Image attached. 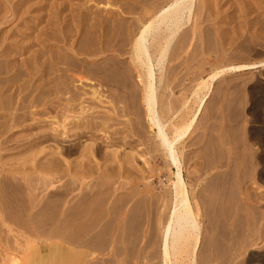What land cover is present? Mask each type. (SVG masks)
Instances as JSON below:
<instances>
[{"label": "bare ground", "instance_id": "bare-ground-1", "mask_svg": "<svg viewBox=\"0 0 264 264\" xmlns=\"http://www.w3.org/2000/svg\"><path fill=\"white\" fill-rule=\"evenodd\" d=\"M2 1H3L5 6H7V3L12 4L11 3L12 0H2ZM2 1H0V3ZM31 1L32 0H19L18 5L13 6V18L15 17L17 21L19 20L23 24L24 17H25L24 15L31 14V12L34 9L37 12H40L41 10L46 8L45 5L44 6L42 5L44 3V2H42V0L37 1V3H35L36 1L35 2L33 1L34 3L30 4ZM47 1H49V0H47ZM51 1H53V0H51ZM70 1L71 0H67L66 2H63V3H61V1L57 2V3H61L60 4L61 5L60 6V13L63 14V12L67 8L69 10L68 12L70 13L68 15L66 14L67 16H69L70 19L68 17H65V18L62 17L61 18V20L64 18V21H63V23L61 22L62 24H59L58 28H56V26L58 24L56 26H54L55 28H53V27L49 28L48 27L49 24L47 23L48 24L47 25L44 23L45 26L46 25L47 26L44 28L42 26V28H41L42 30L39 31L37 28H38V26L42 25V23L44 21V17H45L44 15L39 13L40 15L39 14L35 15L36 21H34V22L32 21L31 24L30 23L25 24V28L24 29L22 28L23 30L21 29L22 31L19 32V35H18V33L15 34V35H17L16 39L11 41L10 43H7L8 42L7 39H1L0 40V58L2 59V61H0V64H2L1 62L6 63V69L3 70V72L7 70L6 74H8V75L11 74L12 76L14 75L13 77L7 75L8 79H7V77H5L7 79L5 82H9V83L10 82H32L33 83L34 81L36 82L37 80H39L40 77H42L39 82H42L41 84L44 83L41 86L37 85V87H34L35 85L29 86L30 90L32 89V91H35L36 93H37V91H39L36 94V96L34 94L33 98L30 96L31 101H28V98H29L28 93L30 91V90H28V86H25L24 88H23V86H21L19 93L16 90L11 91V89L8 86V83L5 84L7 86L0 88V110H3V112L6 113L5 115L0 113V115L5 116V119H6L7 115L10 116V117L7 116V118H9L8 121L6 120V122H4L2 126L0 125V128H4V129H2V131L5 130L6 132L9 133L11 130V127L13 126L12 124H15V122H16L15 118H17L20 115L29 114L31 111L27 112L29 110L28 108L33 107L34 105L40 104L41 102H43L42 97L45 94L48 95V97H49L48 92H50V91H55V95H58L60 93L68 95L67 101L65 100L66 102L64 101V103H63V104H65V103L66 104L64 105L65 107L62 110H64V113L65 112L68 114L71 113V115L68 116V114H67V116H65L64 119L67 122H64V121H63L64 123L60 122V123H63L61 125V127L63 129H61V127H59L61 129V130H59L58 127L56 126V128L53 129V132L51 133V135L45 133L44 138L41 136L44 141H51V142L57 143L59 140H62L64 138H70V139L76 138V139H78V141L79 140L81 141L82 139L84 140V138L92 140V138H94L95 135L97 136V133L99 134V133H102L104 131L111 130L113 128L112 132H111L112 137L110 138V140H111L110 147H112V150L111 149H110V151L106 150V148L109 146L110 143L109 144L106 143L107 146L104 144L102 145V143L104 142L102 139H100L102 141L101 144H98V142H95L97 144L94 143V145H96V146H93L92 142H89V143H91L89 145V147L86 146L87 144H84L85 146L82 145V150H80L78 153L82 156L81 157L82 163L79 165H76V167L73 166L76 164V162L73 164L70 163L71 165L68 167L67 166L64 167L63 166L64 164H62L60 161L61 159H59L60 156L58 157L57 153H56L57 156H55L54 155L55 153L52 150H51V153H49V154H46L45 150H44L43 151L44 156H42V159L45 161L39 162V160H37V156L39 154H41L42 151H39L38 155L36 153H33V151L35 150V147L31 148V152L24 159L25 164L23 165L22 171L26 169L25 167H27L26 165H28L30 160L32 161L30 163L31 164L30 172L27 174H24L21 172V174L23 175V177L21 176V179L23 180V178H25L23 180L24 182H28V183L32 182V181H28V179L30 180L33 178L35 181V184L37 182L38 184H36V185H39L42 187L40 189H48V187L50 185L52 187L53 184L60 182V181L62 182L64 180L65 183H67V185H69L67 187V188H69V189H67L68 191H70V188H71V192H74L76 187L78 188L80 185H81V187L85 188V189L82 188L84 192L86 191V188L89 189V191H91L90 194H85L86 197L88 195L92 197L91 198L88 196L90 198L89 201H91V204L89 203V201L86 198L85 199L88 201V203H86L87 201L85 202V200L83 202H80L83 200V199H81V197L85 196L84 192H83V195L80 196V194L82 193V190L80 189V191H81V193L79 194L80 198L77 196L78 194L76 195V200L80 199L78 202L75 200L76 203L72 205V203H71L72 201H69L70 205L68 202L67 206L65 205L66 207H63L62 210L59 209L60 207L56 208L57 212H59V215H57V217L54 219V221L52 220V223L54 222L56 224L55 221H60V224H59L60 226H64V225H61L62 223L66 224L64 230H68V229L72 230L73 229V231H70L71 233H70V235H68V237L71 236L70 239L72 242H74L73 243L74 249H72V248L67 249L65 247H62V248L60 247L59 250L62 251L63 257L65 256L67 258L74 259L75 264H86L87 262L89 263V261L92 263L96 259L95 258L96 255H98V253H97L94 256V252H92V251L102 250L100 254H104L105 249L102 247L107 246V245H108L107 247H109V244L111 243L110 240L115 241L117 239V237L119 236L118 238H119L120 243H118V240H117L116 244H114L112 242V245H110V247L108 249H110L111 246H113V244H114V246L115 245L117 246V244L120 245L121 243L125 244V243H130V242L133 245H135V247H136V244L138 243V241L141 240L140 235H144L148 232L150 234V235H148V237H151V239L153 240L152 242L153 243L156 242L158 244V250L159 251L157 250L154 253L151 250L150 251L152 253L150 251H148L149 253H151L153 258L157 257L159 259L158 261L160 263H158V264H212L214 261L213 259L210 260V258H208V260H210V261H207L208 263L202 262V260L205 258L200 260V257H204V253L207 250L206 247L211 246L210 244L206 246L205 245V244H207L206 241H208V239L210 237H211L212 241L214 242L218 238L220 239L221 236H223V237L226 236V235L225 236L222 235V233H220L221 232L220 230H219L220 232H218L219 235L216 234V231H218V229L216 228V226H217L216 224H218L220 219L223 218V216H221L222 214L219 215L220 211H221L220 207H222L223 202L221 201V198H220L221 195H220L217 187L215 186V184L212 182L211 183L209 182L211 180L214 182V180H213L214 178L213 179L211 178L210 180L208 179V182L206 181L207 183H210L207 186H205L206 182L203 183L206 179L207 171L209 172V167H212L214 170L215 166H209L213 163V161H212L213 159H211V161H212V162H210L211 164H209V161H208V163H206L207 165L209 164L208 165L209 167H206L207 165L202 166L204 164H198L199 167H198L196 173H200V175H203L202 177L201 176L199 177V175L197 174V177L193 179L192 177H190V176H192V173H190L188 171H187L188 174L186 176L185 174L187 172L185 173V163H184L183 153L181 151V147L186 142V140H188L189 136H191V133L195 127V124L198 121L199 116L203 112L204 107L207 105L209 96L211 95L212 90H213V88H211L213 85V82H216L219 78H221L222 76H225L227 74H234V73L244 72V71L253 70V69H257V68H264V60L256 62V61H254L255 59L253 58V62H252L249 59L250 58L249 54H252V53L255 54V50L251 47L252 44L255 45L254 40H253V43L250 42V43H252L251 46H250V44L247 43L250 46V48H248V49L246 48L247 50H244V51L241 49L239 50V53H240V51L246 52L245 55H248L249 57L248 56L246 57L245 55H244L245 57H242V55H240V54L239 55L241 57H239L237 51H235L234 49H238V48H235V46L237 47L239 45V43H237L238 45L236 44V42L239 41L238 39L241 38L239 35L240 34L242 35V33L246 34V32L245 31L242 32V29L239 28V26L237 28L232 27L231 32L227 31L228 27H226V29H227L226 31L224 30L225 26L223 27V25L226 24L225 22L227 19L224 20L222 16H224V18H225V16L228 17V14L230 13L229 11H231L232 9L235 10L236 9L235 7L238 5H242L243 8L246 7L247 8L246 10L248 11L249 10L248 7H250L251 4H253V3H251L250 0H224L225 2H222L221 0H107V5H105V10L107 13L105 16L102 15L103 17H100L98 19L99 20L98 21L97 20L98 17L97 18L96 17H94V18L90 17L91 14L93 13L92 7H94L92 5L93 4L92 2H91L92 3L91 4L89 1L91 6H86V7L85 6L82 7L79 3V5H75V7L78 6L75 9L74 4L79 2V0H77V2H75L74 4H72ZM84 1L86 2V0H84ZM84 1H82L83 2L82 5H84V3H85ZM220 1L223 3L222 5L220 4ZM95 2H96V0H95ZM97 2H99V1H97ZM103 2H106V0ZM47 4H49V2ZM226 4H227V6L228 5L229 6L227 7ZM255 4H257V3H255ZM57 5L58 4H56L55 6H57ZM224 5H225V9H224ZM47 6L49 7V5H47ZM252 6L254 8V5H252ZM80 7H81V9H80ZM53 9H54V7H53ZM53 9H51V11ZM57 9H58V7H57ZM79 9H80V11H78ZM94 9H95V7H94ZM96 9H97V7H96ZM2 11H4V10H2ZM5 11H6V9H5ZM259 11H261V10L258 9V12ZM68 12H65V13H68ZM252 12H253V10H252ZM255 12H257V10H255ZM0 13H1V11H0ZM7 13H8V11H7ZM34 13H35V11H34ZM60 13H59V15H60ZM97 13H98V11H97ZM1 14H0V32H2L3 29L5 28L2 26L6 25L8 23L14 24V22H11L12 20L10 21L8 19L10 14L9 15L7 14L8 17L6 16V14H4V15H1ZM48 14H49V12H47V15ZM250 14H251V12H250ZM250 14H248V15H250ZM254 15H255V13H254ZM241 16H242V14H241ZM256 16L258 18L259 14L257 13ZM263 16H264V13H263ZM51 17H53V16L51 15ZM51 17L49 18L50 20L52 19ZM221 17L225 21L224 24L217 22L218 19H221ZM67 18L70 20L69 24H68L69 20ZM233 18H234V15H233ZM236 18L237 17H235V19ZM47 19L48 18L46 17V20ZM235 19H234V22L237 21ZM254 19L256 20V17ZM13 20H15V19H13ZM29 20L31 21V18ZM53 20H55V19L53 18ZM255 20L254 21H253V19L251 20V25H249V27H251V26L253 27V25H258V24H256V23H258L256 21H259V19H257L256 21ZM232 21H233V19H232ZM241 21L244 22V20H242V19H241ZM260 21H261L260 25H263V21L262 20H260ZM234 22H232V23H234ZM253 22L254 23L256 22V23L254 24ZM21 23L19 26H21ZM229 23L232 25L231 22H228V24ZM228 24H226V25L228 26ZM242 24H244V23H242ZM231 25H229V26L231 27ZM236 26H237V24H236ZM16 27H18V26H16ZM23 27H24V25H23ZM243 27H244V25H243ZM39 29H40V27H39ZM98 29H100V31H101L100 34H97ZM250 29H249V32H250ZM253 29L254 28L251 29V32ZM261 29H262V27H261ZM261 29H259L261 32L257 31L258 34H261V35L259 37L255 38V42L256 41L258 42L257 38H259V40L261 39L260 37L262 36V34L264 32ZM48 30H50V31L48 32ZM255 30H253V31H255ZM43 31H46L47 35H48V33H49V35H51L53 33L61 35L62 41L66 42V43H63V44H65L66 47H64L62 44L61 45L63 47H61V45L59 44L60 45L59 47H61V48L58 47V44L56 46H53L51 44L52 41L50 43L48 42L49 39H51V38H49V36H48V38H49L48 41L46 39L47 38L46 35H45L46 38L42 39V37L45 34ZM35 32H37L38 35H35ZM249 32H247V33H249ZM257 32H252L251 33L252 37L255 35H258ZM41 33H43L42 37H41ZM250 33L248 36H250ZM80 34H82V37H84V39L82 40V38L80 36L82 43H81V41L80 42L78 41L80 39H77V40L74 39ZM54 36L56 37V35H54ZM245 36H247V35H244L243 39H245ZM247 38H249V37H247ZM243 39H240V40H243ZM59 40H60V38L58 39V41ZM263 40L261 42H263ZM62 41H60V43H62ZM247 41L248 40L245 39V42H247ZM54 42H56V41H54ZM243 42L244 41H242V43ZM245 42H244V44H242V45H244L243 49H245V45H246ZM79 43H80V47H79ZM42 44H46V45L41 46ZM35 45L41 46L39 48L40 49L39 51H35L33 49V47ZM242 45H241V47H242ZM258 45L259 44H257L256 46H258ZM260 45L264 46V44H260ZM190 47H192L191 53H192V51H194V53H195L194 59H191L190 57H189L190 58L189 59L187 56H186L187 58H185L183 60L178 58V55L180 52H185V54H186V50L189 51L188 48H190ZM233 47H234V49H233ZM241 47H239V48H241ZM48 48L50 50H52L53 52H51ZM31 49L34 50V51L32 50L34 53L31 52ZM45 49L49 50L48 54L45 51ZM232 50H234L236 52V54L234 53L236 56L232 55V57H230V58L227 57V58L221 59V56H222L221 55L218 62H215V60H214V63H212L213 61L209 62V60L206 59L207 56H205V59L203 58L204 56L202 57V59H198L201 56L200 53H202V55L211 54V56L214 54V55L219 57V55L221 53H224V55H228V53L231 52ZM49 52H50V54H49ZM27 53H30L29 58L22 60V62L20 64L18 63L19 65H16V64L13 65L12 64V62L14 61L13 59H17L16 56L18 54L24 55ZM191 53H190V55H191ZM13 54H15V55H13ZM230 54H233V53H230ZM196 55L197 56L200 55V56L196 57ZM260 56H262V55H260ZM181 57H182V55H181ZM184 57H185V55H184ZM41 58L42 59L46 58L45 61L44 60L42 61L43 64H42V62L40 64H37L39 66L41 64H42V66L44 65V68L41 69V73H43V76L40 75V77H37L38 78L37 79L35 76L33 77L34 74L31 72V73L27 74L28 76H26L24 74L27 77V79L26 78L23 79L22 76H24V75H22L23 74L22 69L30 66L29 62H32L31 59L38 60L37 61V63H38ZM260 58H262V57H260ZM257 59H259V57L256 58V60ZM32 65L34 66V63H32ZM185 65H187V66L188 65L189 66L190 65H196L197 68L198 67L203 68L205 66H210L213 69H211L210 73L207 74L206 79L202 78L198 81L199 83L196 85L195 89L191 92V95H193V100L190 102V100L187 99L185 102H183V104L181 106L178 107V109L176 111H174L175 107L177 108V105H175L173 103L175 100L171 99V101L173 100L171 103H169L170 101L168 103H166V99L164 100L165 91L167 90V92H168V88L166 87V82H163L164 74L162 72L165 71V73H166L168 70H173V69L175 70L176 68H178L176 70H179L181 67L184 68ZM1 66H3V64ZM16 66L19 68L21 67V69L17 68ZM39 66H37V67L39 68ZM40 68H41V66H40ZM35 69L37 70V68H35ZM35 69H33L31 71L37 73L36 71H34ZM156 71L161 72V79H159V82L157 80ZM73 72H79V76H76V74H74ZM170 72H172V71H169V73ZM1 73H2V71H1ZM1 73H0V76H1ZM70 73H72V74H70ZM82 73L83 74L87 73V75H89L91 77V79H94L95 82H91V84L88 83L89 81L84 82L85 79H86V81L89 79L86 78L87 76L86 77L83 76ZM52 74H54V76H52ZM196 75H194V76H196ZM198 75H197V77H200V74H198ZM34 78H35V80L33 81ZM194 78H196V77H194ZM0 81H1V77H0ZM74 81L75 82L78 81V83H77L78 85ZM45 82H47V84ZM48 82H50V83L55 82V85L52 87L46 88V85H48ZM71 82L75 83L76 85L75 84L73 85ZM134 82H135V84H134ZM84 83H87L84 86L87 85L90 87V88H88V90L84 89V86H83ZM72 86H73V88H72ZM82 89H84L85 91H83ZM26 90H28L27 94L25 92ZM80 91L84 92V93H82V95L79 93L81 96L77 95L78 92H80ZM88 91L90 93V95H89L90 98L87 97ZM23 92H25V95L21 96V94ZM85 92H87V93H85ZM168 93L166 96H170V93L169 94ZM85 97L88 98L89 100L86 99ZM56 98H57L58 102L60 101V103H61V101L64 100V98H63V100H61L62 98L60 96L59 97L55 96L54 99H56ZM51 100H52V98H51ZM51 100H49V101H51ZM85 101H87L86 102L87 105L85 104ZM60 103H59V105H60ZM192 103L195 105L194 106L195 110H194V112L191 110V112H193L192 116H190L188 119H186L184 117H188L187 111L191 107ZM60 106H62V105H60ZM100 109L101 110L102 109H109V111L102 112L103 111L102 110L101 111L102 114H101L99 111ZM31 110H32V108H31ZM104 111H106V110H104ZM19 112H23V113L20 114ZM31 113H34V112H31ZM130 113L134 115V117H132L133 119H131V118L129 120L125 119V120H128L126 122L121 119L123 117L126 118V116L130 115ZM182 119H184V120H182ZM144 121L145 122L147 121V123H148L147 128L149 129V132L145 127L146 124L144 125ZM56 122L57 121H55V124H56ZM209 122L211 124V121H209ZM9 123H11V125ZM1 124H2V122H1ZM263 126H264V124H263ZM127 127L128 128L131 127V131L128 130ZM208 127H210V125H208ZM212 128L213 127H211V129ZM2 131H0V132H2ZM259 131L261 132L262 130H259ZM259 131H255V132L258 133ZM4 132H2V133H4ZM126 132H128V133L130 132L131 134L134 133V136L138 139H141V140L143 139L144 143H145L144 140L146 138L150 139L149 137H151V140L152 139L154 140L156 148L159 150L162 157L164 158L165 166H166L167 171L169 172V175H170L168 177V178H170V185H169V187L167 186L168 189H166L165 191L163 190L164 193L162 192L163 194L160 195V197L158 198L160 204L158 205L156 203L159 206L157 212H154L153 209H151V205L154 207L156 206L154 201H155V198L157 199L156 196H159V195L154 194L155 198L153 196L150 197L152 195L151 194L152 192H151V189L149 188L151 186L148 184L147 185H148L149 189H146V190H148L149 193L151 192L149 198H151L150 202H152L154 204H150L149 198H145L144 191H143V193H142V191H141V193L136 191L140 195L143 194L142 196L144 199H148V203H149L150 208H149V206H147L148 204H146L147 202L145 200L146 203L144 201L143 202L146 204L145 206H147V208L144 206V204L142 206L140 205L137 208L135 207L132 210V212H135V213H133V216L131 215L132 213L129 214L128 211L126 212L125 210L124 211L126 213H128L129 216L125 215L126 214L125 212H123V213H125L124 214L125 216H123V214L121 215L122 212H120V211L122 209H126L125 208L126 205L129 206L128 203L130 202V200H132L131 198L129 199V197H134V196H130L128 194L123 195V193H122V195H120V196L123 198L120 202H119V199L116 197L118 199V202H117V200L115 202H117L118 205L120 203L119 207L115 206L117 203L114 204L115 202H112L115 199L114 198L115 196L114 197L111 196L112 199L114 198L112 201H110L113 204L112 203L110 204L107 201L110 199V197L106 196V194H107L106 190L107 189L109 190V188H110L109 186H111L113 184L114 185L119 184L120 187L124 191V188L128 186V182L132 183V180L134 181L136 179V176L138 178V175L135 174L136 172L133 173L134 170L132 171V168H133L132 161L134 160V158H136L133 155L134 151H133V153H131L132 152L131 151L129 154L125 153L124 155H122V154L120 155V153H122V152L121 151L119 152L120 148L128 147V146H129V148H131L134 144L132 141L127 140L128 138L131 139V137H133V136L128 137V134L125 135ZM205 132H209L208 133V134H210L209 136H211L212 139L215 138L214 140H216L217 137H213L212 136L213 134L210 133L211 131L206 130ZM233 134H234V132H233ZM220 135H222V134H220ZM230 135H231V137L233 136L232 132L230 133ZM234 135H236V134H234ZM204 136H205V134H204ZM262 136H263V134H262ZM211 137H210L211 142L209 141V143L212 144L213 141H212ZM228 137H229V135H228ZM231 137H229L230 138L229 141H231ZM233 137H235V136H233ZM259 138H260V136H259ZM200 139L201 138H199V141H197V142L194 141L195 145H197L196 143L200 142ZM221 139H222V137H221ZM131 140H133V138ZM208 140H209V138H208ZM234 140H235V138H234ZM222 141H223V139H222ZM135 142H136V140H135ZM140 142H142V141H139V143ZM192 142H193V140H192ZM192 142L190 141V143H192ZM204 142H205V140H204ZM218 142H215V143H218ZM235 142H236V140H235ZM235 142H234V144H235ZM75 143H76L75 145H77V141ZM144 143H143V145H145ZM146 143L148 144V147H151V146H149L148 141ZM207 143H208V141H207ZM209 143H208V145L206 144L207 147L210 146ZM230 143H232V142H230ZM80 144H82V143H80ZM136 144H134V145H136ZM200 144H201V142H200ZM140 145H141V143H140ZM192 145H194V144L192 143ZM206 145H204V146H206ZM217 145L219 146V143L216 144V147H217ZM83 146H84V149H83ZM119 146H120V148H119ZM202 146H203V144H202ZM235 146H237V145L235 144ZM85 147H87L88 149ZM190 147H192V146H190ZM216 147L214 144V148H213V144H212L211 148H213L214 151L211 150V148H210V150L214 153L215 151H218V150H215ZM226 147H229V146H226ZM234 148L238 149V147L237 148L232 147L231 149L233 150ZM149 149H147V151ZM199 149H201L199 152L202 151V153H204L203 152L204 148H199ZM216 149H218V147ZM220 149H222V148H220ZM133 150H134V148H133ZM198 150L193 149V151H197L196 155L199 153ZM222 150H220V151H222ZM236 151L234 150V152H236ZM239 151L240 150H238V152ZM242 151H240V152H242ZM244 151H243V153H244ZM35 152H38V151H35ZM58 152H59V154H61V156L64 155V154H62L63 151H62V153H60V151H58ZM150 152H152V151H150ZM207 152L209 153L210 151H207ZM207 152H205V153L207 154ZM212 152H211V154H213ZM234 152H233L234 157L235 156L237 157V155H235ZM218 153L221 155L220 156L218 154L221 159H222V155H223L222 153H224V155L226 157H228L225 153V150H223L222 152L218 151ZM231 153H232V151H231ZM69 154H67V155H69ZM71 154L73 155V152ZM151 154H153V153H151ZM211 154H209V157ZM214 154H217V153H214ZM214 154L212 155V157L216 156ZM196 155H194L193 157H196ZM199 155H200V153H199ZM207 155H205V158L207 157ZM47 156H49V157L51 156V157L49 158ZM76 156H77V154H76ZM133 156H134V158H133ZM188 156H189V158L192 159V156H190V155H188ZM219 156L218 157L216 156V157L219 158ZM225 156L223 158H226ZM250 156H251V154H250ZM93 157L94 158L96 157L97 159H98V157L100 159H104L107 161V163H104V162L102 163V161H103L102 160L100 162L101 165H94L95 163H92L90 161V160H92V161L96 160V159H93ZM153 157H154V155H153ZM209 157H207L205 159L204 154H203V159L208 160ZM216 157L214 159H216ZM230 157L232 158V156H229V159H230ZM78 158H80V156ZM155 158H156V156H155ZM240 158H242V157H240ZM196 159H198V158H196ZM203 159H201V160L204 161ZM186 160H188V159L186 158ZM239 160H241V159H238V161ZM245 160L247 161V159H245ZM96 161H94V162H96ZM227 161L228 160L225 161L226 163H223L222 161H216V163H215V160H214V164H212V165L216 164V167H218L219 164H221V162H222V167L226 166V168L228 170L226 172L224 171V173H225L224 175L227 176L226 179L229 180V179H231V174L235 173L234 169L236 168V165H235V163L234 164L231 163V161H228V162ZM146 162L148 163V161H146ZM198 162L200 163V160H198ZM240 162H242V161H240ZM77 163H80V162L77 161ZM96 163H99V162H96ZM201 163H204V162H201ZM249 164L251 165V162ZM231 165H234V166H232V167H235V168H233L234 171L231 169ZM243 165H245V164H243ZM246 165H245V167L242 166L243 168H245L244 172L247 171ZM130 166H132V167H130ZM154 167L157 168V166H154ZM134 168H135V164H134ZM156 168H154L155 171H156ZM159 169H161V167ZM238 169H239V166H238ZM238 169L236 170L237 172H238ZM247 169H248V167H247ZM139 170L136 169L137 172ZM142 170L145 173L147 171V170L145 171L143 168L140 171H142ZM224 170H225V168H224ZM140 171L138 172L139 175L143 172L142 171L140 173ZM159 171H162V170H159ZM216 171H217V169H216ZM218 172L221 173V175L223 176L222 171L221 172L218 171ZM132 173L135 174V177L132 176L133 175ZM153 173H155V172H153ZM158 173H161V172H158ZM219 173L218 174H217V172H215V174L213 173L214 177L216 176V174L218 175L217 178L215 177L216 179H218L219 177L222 178V176H220ZM189 174H191V175L189 176ZM156 175L159 176L158 174H155V177H156ZM232 176H233V174H232ZM211 177H213V176H211ZM224 180H225V178H224ZM225 181L222 180L221 182L223 183V185H222V183H220V184L222 186H224V184H226V183H224ZM19 182L21 183V181H19ZM143 182H141V183H143ZM215 182H220V181L215 180ZM229 182H231V181H229ZM20 183H19V185L17 184L18 186L16 185L19 188H20V185L22 186V184H20ZM110 183H111V185H109ZM33 184H34V182H33ZM26 185L28 186V184H25V186ZM129 185H131V184H129ZM135 185H136V183H135ZM137 185H138V183H137ZM137 185H136V187H137ZM143 185H144V183H143ZM16 186H15V188H16ZM98 187H100V190H98L99 189ZM120 187H118V188H120ZM136 187H133V189ZM142 187L144 188V186H142ZM197 187H201V188L197 189ZM220 187H218V188H220ZM24 188H26V187H24ZM52 188H54V187H52ZM112 188H114V186ZM138 188H140V187H138ZM143 188H142V190H143ZM221 188H223V187H221ZM227 188H231V187H228V185H227ZM92 189H93V193L96 192V190H97V192L100 193L99 195L97 193H95L96 196L98 195L101 198L103 197V200H101V201H100V199H98L100 202H96L97 203V205H95L96 207H93L94 206L93 204H95L94 203L95 200L98 201L97 200L98 196L96 197V199H94L95 194H92ZM94 189H95V191H94ZM115 189H116V187H115ZM133 189L130 190V193H131V191L134 192L136 190V189H134V191H133ZM223 189H225V188H223ZM15 190L17 191V189H15ZM110 190H111V188H110ZM57 191L58 190H56V192ZM89 191L87 190L86 193ZM121 191L122 190L120 189V191H118V192H121ZM226 191H227L226 189H225V192L222 191V200L224 199L223 194L226 195V193H227ZM104 192H106V194ZM124 192H126V191H124ZM136 192H134V193L137 195ZM58 193H59V191H58ZM64 193H65V191H64ZM153 193H154V191H153ZM117 194H119V193H117ZM107 195H110V194H107ZM142 196L139 197V195H137L136 197H139L138 199H140ZM219 198H220V200H219ZM73 199H74V197H73ZM91 199H94V201ZM133 199H135V198H133ZM136 200H137V198H136ZM140 200H139V203H137L138 201L134 202V200H133V204L136 203V205L138 206L142 202V201L140 202ZM105 201H107V202H105ZM220 201L222 203L221 206H220ZM155 202H157V200ZM85 203L87 205H90V206H87ZM98 203H102L103 206L101 207V205H102L101 204L100 205L101 208H100L98 206ZM106 203H108L110 205L107 207ZM84 204H85V206H84ZM133 204H131V205L133 206ZM131 205H130V207H131ZM143 206H144V208H142ZM88 207H91V209H87ZM115 207H116V209H115ZM8 209L10 210V206ZM96 210H98L99 212ZM57 212L55 210V214H57ZM97 212H98L99 216H95V214H97ZM10 213H11V210H10V212L7 210V212H5L4 215L0 214L1 223L5 228H7L8 233L11 231V224L13 223V219H12L13 215L11 216ZM100 213L103 214L104 217L101 214V216L103 218L100 216ZM111 215H112V218H111ZM109 216L111 219L109 218ZM121 216H123L124 218L123 217L121 218ZM126 216H128V217H126ZM219 216H221V218H219ZM53 217H55V216H53ZM96 217H100V219L96 218ZM13 218H14V216H13ZM23 218H25V217H23ZM118 218H120V221ZM125 218H127V220ZM14 219L15 220L17 219L18 221H23V220H20L18 218H14ZM98 219L100 221H97ZM108 220L112 225H114L115 228H116V226H118L117 228L120 229L119 230L120 234H118L119 232L116 229L117 232L115 234L112 233L113 234L112 236H110V235H109V237L107 236V232L111 233L113 230L115 231V228H113L112 230L109 229V228H112L113 226H111V224L108 222ZM121 220H122V222H121ZM129 220H132V221H129ZM228 220H229V218H228ZM50 221L51 220H49V222ZM222 221L224 222V221H226V219L225 220L222 219ZM222 221H220V223ZM41 222L43 224L44 221L41 220ZM107 222L111 226V227H108V229H106V230H108L107 232H105L106 230L103 231V229L102 230L99 229L100 226L101 227L105 226L107 224ZM120 222L122 225L120 224ZM20 223H22V222H18V224H20ZM46 223H48V221L45 220V224ZM146 223H147V225H146ZM21 225H23V223ZM48 225H51V223H49ZM48 225H46V226H48ZM67 225L69 226V228H67ZM220 225H218L217 227H219ZM222 225H223V223H222ZM228 225H230V223H228ZM57 226H58V224H57ZM60 226H58V227H60ZM144 226H148L149 231L146 229L147 232L146 231L144 232V229H143V228H145ZM61 228H60V230H62L64 232L63 227H61ZM219 228H221V227H219ZM210 229H212L211 232H209ZM109 230H111V232ZM62 231H60V232H62ZM57 232H59V230ZM60 232H59V234H60ZM72 233H74V234H72ZM61 234H63V233H61ZM223 234H225V233H223ZM227 234L229 235V233H227ZM217 235L219 236L218 238H217ZM57 236H59V235H57ZM57 236H55V238ZM63 236H61V238ZM53 237L54 236H52V238ZM107 237H108V239L111 237L109 239V241H108ZM146 237H147V234H146ZM214 237L216 240L214 239ZM70 239L67 240V242L68 241L70 242ZM151 239L144 240V243L146 242V244H144L142 242L146 246L145 247L143 245L144 246L143 248H147V246H148L147 244L150 243ZM59 241H60V238H59ZM147 241H149V242H147ZM108 242H110V243H108ZM131 243L128 244L130 246V248L133 247V245L131 246ZM122 244H121V246H122ZM49 245L47 246V248L54 247V246H49ZM51 245H53V244H51ZM137 245H139V244H137ZM150 245L153 246L152 243ZM154 245H156V244L154 243ZM215 245L217 246V242ZM44 247H46V246H44ZM150 247H148V248H150ZM115 249L118 250V253H117L118 257H122L124 255V252H122L123 247H122V250H121V248H120V250L117 248H115ZM131 249L134 251L136 248L135 249L131 248ZM41 250L42 249L40 248V252H42ZM132 250H130L131 253H130V251H128L129 252L128 254L130 256H132V258L134 259L133 256L135 254ZM126 251H127V249H126ZM136 251H137V249H136ZM145 251H147V250H144V252ZM214 251H217V249H214ZM40 252L37 254L40 255L41 254ZM102 252H104V253H102ZM112 252H113V250H112ZM112 252H111V254H113ZM114 252H116V251H114ZM137 252H135V253H137ZM207 252L210 253V251H207ZM149 253L147 255H149ZM208 253L206 255L208 257H210L209 256L210 254H208ZM128 254H126V255L128 256ZM202 254H203V256H201ZM104 255H106V254H104ZM115 255H116V253L113 254V256H114L113 259H116ZM138 255H137V257H138ZM140 255H141V252H140ZM27 256H29V255H27ZM216 256H217V254H216ZM216 256H214V257H216ZM100 257H101V255L97 259H100ZM10 258H11V255L7 250V252L5 254V259H6L5 262L8 261V263H9ZM125 258H127V257H125ZM25 259H27L26 256H25ZM106 259L112 260V258H108V257ZM127 259H129V258H127ZM149 259H152V258H149ZM149 259H148V261H150ZM102 260H103V258L101 257L100 261L103 262ZM215 260H216V258H215ZM96 261H98V260H96ZM100 261L98 263H100ZM117 261H118V259H117ZM65 262L66 261H64V263ZM113 262H115V261H113ZM94 263L98 264L96 262H94ZM123 263H125V262H123ZM100 264H102V263H100ZM107 264H108V262H107ZM135 264H138V263H135Z\"/></svg>", "mask_w": 264, "mask_h": 264}, {"label": "rangeland", "instance_id": "rangeland-1", "mask_svg": "<svg viewBox=\"0 0 264 264\" xmlns=\"http://www.w3.org/2000/svg\"><path fill=\"white\" fill-rule=\"evenodd\" d=\"M0 1H2V0H0ZM18 1L19 0H12V2H11L12 4L7 3V6L4 5L3 1L1 2L3 5L0 3L1 4L0 5V11L2 13V14L1 13L0 14L1 15L6 14V16H7V14L8 15L10 14L9 17L8 16L7 17H8V19L10 21L12 20L11 22H14V24L8 23V24L2 26V27H5V28L3 29L2 32H0V40L1 39H7V41H8L7 43H10L11 41H13L14 39L17 38L16 37L17 35H15V34L18 33V35H19V32L22 31L25 28V24H28V23L31 24L32 21L33 22L36 21V16H35L36 14L38 15L40 13V14H42V15L45 16L44 17V21L45 22L43 21L42 25L38 26V28H37L39 31L42 30L41 29L42 26L44 28L48 24H49V26H48L49 28H52V27L55 28L54 26H56L58 24L56 26V28H58L59 27V24H62L63 23L65 17H68L69 18V16H67L68 14H70L68 12L69 11L68 8L63 12L64 15L62 13H60V6H61L60 4L63 3V2H66L67 0H53V1H51V0H49V1L42 0V2H44L42 5L43 6L45 5L46 8H44L41 11L39 10L40 12H37L34 9L31 12V14L24 15L25 16L24 17V22L22 24L19 20L17 21L15 17L13 18V6H17L18 5ZM33 1L34 2L36 1L35 3H37V1H40V0H32L30 2V4L34 3ZM58 1H61V3H57ZM82 1H84V0H81V1L79 0V2H77V0H71L70 2L72 4H74L75 2L78 3V4L77 3L74 4V8L75 9L78 7V6L75 7V5H79V3H80V5L82 7H84V6L86 7V6H91L90 3L92 2L93 4L92 3L91 4L95 7V9H94V7H92L93 8V13L91 14L90 17H92V18H94V17L97 18L98 17L97 20L100 17H103V16L106 15L107 12L105 10V5H107V0H106V2H103L105 0H96V2H95V0L94 1L93 0H86V2L85 1L84 2L86 4L88 3L87 5L85 3H84V5H82V3H83ZM89 1H90V3H89ZM97 1H99V2H97ZM221 1L222 2H225L224 0H221ZM221 1H220V4L222 5L223 3ZM48 2H49V4H47ZM250 2L253 3V4H251V6L248 7V9H249L248 11L246 10L247 9L246 7L243 8L242 5H238V6L235 7L236 8L235 10L232 9L231 11H229L230 13L228 14V17L225 16V18H224V16H222L224 20L227 19L226 22L222 19V17H221L222 20L221 19H218L217 22H220L222 24H224V22H225L226 24H228V22H231V23L234 22L235 17H237L235 19L237 21L234 22L235 24L232 23V25H231L229 23L228 26L226 24L223 25V27L225 26V28H224L225 31L228 29L227 31L231 32L232 27H236L237 28L239 26V28L242 29V32L243 31L246 32V34L245 33H242V35L241 34L239 35L241 38H239L238 39L239 41L237 40L238 42H236V44L239 43V45L237 44L238 46L237 47L235 46V48H238V49H234V47H233V49L235 51H237L239 57H241L240 55H242V57H245V56L247 57L248 55H245L246 52H243V51L244 50H247L248 48H250V46H251V44L253 43V40H254L255 45L252 44L251 47L255 50V54H253V53L252 54H249L250 55V58L249 59L252 62H253V58L255 59L254 61H256V62L257 61H263L264 60V53H263L264 52L263 51L264 50V46L263 45H260V44H264L263 43L264 42V40H263L264 39L263 38L264 37V32H263L262 36L260 37L263 40V42H261L262 40L261 39L259 40V38H257L258 39V42L257 41L255 42V38L256 37H259L261 35V34H258V32H257V31L261 32L259 30V29H261V27H262L261 30L264 31V27H263L264 26V16H263V13H264L263 12L264 11V0H250ZM55 3L58 4V5L55 6L56 5ZM255 3H257V4H255ZM47 5H49L50 8ZM252 5H254V8H253ZM52 6L54 7V9H53ZM226 6H227V4H226ZM57 7H58L59 10L57 9ZM96 7H97V9L99 7L100 8L97 10ZM1 9L4 10V11H2ZM5 9H6V11H5ZM51 9H53V10L51 11ZM80 9H81V7H80ZM80 9L78 11H80ZM224 9H225V5H224ZM251 9L253 10V12H252ZM258 9L261 10V11L258 12ZM45 10L47 12H49L48 15H47V12ZM255 10H257V12H255ZM7 11H8V13H7ZM34 11H35V13H34ZM97 11H98V13H97ZM65 12H68V13H65ZM250 12H251V14H250ZM59 13H60V15H59ZM254 13H255V15H254ZM257 13L259 14L258 18L256 16ZM241 14H242V16H241ZM248 14H250V15H248ZM51 15L53 17H51ZM233 15H234V18H233ZM46 17L48 18L47 20H46ZM50 17L52 18L51 20L49 19ZM62 17H64V18L61 20ZM255 17H256V20L259 19V21H256L254 19ZM30 18H31V21L29 20ZM53 18L55 20H53ZM240 18L242 20H244V22L241 21ZM13 19H15V20H13ZM232 19H233V21H232ZM250 19L251 20L253 19V21L255 20L256 22H258V23L255 22L258 25H253V27L251 26L252 28H254L253 30L256 29L255 31L252 30V32H257V34H258V35H255L253 37L251 35V33H252L251 32V29L252 28L249 27V25H251V20ZM260 20L263 21V25H260L261 24V21ZM20 23H21V26H19ZM44 23L45 24L48 23V24L45 26ZM69 23H70V20L68 21V24ZM242 23H244V24H242ZM236 24H237V26H236ZM23 25H24V27H23ZM229 25H231V27ZM243 25H244V27H243ZM16 26H18V27H16ZM39 27H40V29H39ZM226 27H228V28L226 29ZM249 29H250V32L251 33L249 32ZM49 31L50 30H48V32ZM37 32H35V35H38ZM43 32L45 34L42 37L43 33H41L42 39H45L46 38L45 35H46L47 36V38H46L47 41H48L49 38H51V39H49L48 42L50 43L52 41L51 44L53 46H56L58 44V47H59L62 44L64 47H66L65 44H63V43H66V42H63L62 41V36L61 35L54 34V33L51 34V35H49V33H48V35H47L46 31H43ZM247 32L250 33V36H248L249 33H247ZM100 33H101V31H100V29H98L97 30V34H100ZM54 35H56V37ZM244 35H247V36H245V39L248 40L247 42H245V39H243L244 38L243 37ZM48 36H49V38H48ZM80 36H81V38L83 40L84 37H82V34L78 35L74 39L75 40L80 39ZM247 37H249V38H247ZM59 38H60V40L58 41ZM240 39H243V40H240ZM82 40L80 39L78 41L79 42L81 41V43H82ZM54 41H56V42H54ZM60 41H62V43H60ZM242 41H244L245 44H246L245 45V49H243L244 48V45H242V44H244V42L242 43ZM250 42H252V43H250ZM247 43L250 44V46ZM240 44L242 45V47H241ZM257 44H259V45L256 46ZM44 45H46V44H42L41 46H44ZM62 45H61V47H63ZM41 46L35 45L33 47V49L35 51H39L40 50L39 48ZM61 47H59V48H61ZM79 47H80V43H79ZM239 47H241V48H239ZM191 48L192 47L188 48L189 51L186 50V54H185V52H180L181 54L179 53L178 58H180L181 60H183V59H185L187 57L188 58L190 57L191 59H194L195 53H194V51H192V53H191ZM33 49H31V52L34 51ZM48 49H45V51L47 52V54H48V51L50 50V49L49 50ZM240 49L243 50V51H240V53H239V50ZM234 50H232L231 52H229L228 55H224V53H221L219 55V57L216 56V55H214V54L212 56H211V54H209V55L208 54L207 55L206 54L202 55V53H200L201 54V56L199 55L200 57L197 56V55H196V57H199L198 59H202V57L204 56L203 58L205 59V56H207L208 58L206 57V59L209 60V62H212L213 61L212 63H214V60H215V62H218V60H219V58H220L221 55H222L221 56V59L222 58L224 59V58H227V57L230 58V57H232V55L236 56L235 55L236 52ZM50 51L53 52L52 50H50ZM190 53H191V55H190ZM230 53H233V54H230ZM49 54H50V52H49ZM13 55H15V54H13ZM181 55H182V57H181ZM184 55H185V57H184ZM260 55H262V56H260ZM29 56H30V53H27V54H24V55L23 54H21V55L18 54L16 56V58L18 60L17 59H13L14 61L12 62V64L13 65H15V64L16 65H19L22 62V60H25V59L29 58ZM255 57L256 58L259 57V59L256 60ZM260 57H262V58H260ZM31 60H32V62H29L30 63V66L25 67V68L22 69L25 72L24 73L22 71V73H23L22 75L25 74L26 76H28L27 74H29V73L32 72L34 74L33 77L35 76L37 78V77H40V75L43 76V73H41V69L44 68V65L42 66V64H43L42 61L43 60L45 61L46 58L45 59H42L41 58L38 63H37L38 60H35V59H31ZM0 61H2L1 58H0ZM41 62H42V64L40 65L41 66V68H40V66L37 65V64H40ZM1 63L3 64V66H1L2 64H0V73L2 71L3 74L1 73V76H0L1 77L0 88L1 87H4V86H7L5 84L8 83V86L11 89V91L16 90L19 93L21 86H23V88L25 86H28V90H30L29 86H34L35 85L34 87H37V85L41 86V85L44 84V83L41 84L42 82H39L42 77H40L39 80H37L38 79L37 78L36 79L37 80L36 82L34 81L35 80V78H34L33 79V81H34L33 83L32 82H10V83L9 82H5L8 79V76L13 77L14 75L12 76L11 74H9V75L6 74V71L7 70L3 72V70L6 69V63L5 62L4 63L1 62ZM32 63H34V66L32 65ZM37 66H39V68ZM17 68H19V67H17ZM35 68H37V70ZM181 68L179 70H176V69H178V68H176L175 69L176 71L173 69L174 71L173 70H168L166 73H165V71L162 72L164 74L163 82H166V87L168 88V92L170 93V96H166L168 92H167V90L165 91L164 100L166 99V103H168L169 101H170L169 103H171L173 100H175L173 103L175 105H177V108L175 107L174 111H176L178 109V107L181 106L183 104V102H185L187 99H189L190 102L193 100V95H191V92L195 89L196 85L199 83L198 81L200 79H202V78L203 79L204 78L206 79L207 78V74L210 73L211 69H213L210 66H205L203 68H200V67L197 68L196 65H190V66L189 65L188 66L185 65L184 68L183 67H181ZM19 69H21V67ZM33 69H35L34 71H36L37 73L31 71ZM169 71H172V72L169 73ZM73 73L76 74V76H79V72H73ZM70 74H72V73H70ZM196 74L197 75L200 74V77H197ZM25 75L22 76L23 79H25V78L27 79V77ZM194 75H196V76H194ZM52 76H54V74H52ZM83 76H85V77L87 76L86 78L89 79L87 81L85 79L84 82H88L89 81L88 82L89 84H91V82H95L94 79H91V77L89 75H87V73L86 74H83ZM156 76H157V80L159 82V79H161V72L156 71ZM5 77H7V79ZM194 77H196V78H194ZM45 83L47 84V82H45ZM71 83L74 85L75 83L77 84L78 81H76L75 83H73V82H71ZM85 84H87V83H84L83 86ZM134 84H135V82H134ZM48 85H46V88L47 87L54 86L55 85V82H51V83L48 82ZM72 88H73V86H72ZM88 88H90V87L87 86V85L84 86V89H87L88 90ZM211 88H213L212 93H211V95L209 94L210 96H209L207 105L204 107L203 112L199 116L198 121L195 124V127H194V129H193V131L191 133V136H189L190 139L188 138V140H186V142L181 147V151L183 153V159H184V163H185V173L187 171L190 172V173H192V176H190L191 174H189V176L192 177L193 179L197 177V174L199 175V177L200 176L202 177L203 175H200V173H196L197 172V169L199 167L198 164H204L202 166H205V165H207L206 163H208V161H209V164H211L210 162H212V161H213L212 164H214V160H215V163H216V161H222L223 163H226L225 161L228 160V161H231V163H233V164L235 163L236 168L235 167H232L234 165H231V169L233 170V168H235L234 169L235 171L234 170L233 171L236 174L235 173H232L234 177L231 174V179H229V180L226 179L227 176L224 175L225 174L224 171L226 172L228 170H227L226 166L222 167V162H221V164H219L218 167H216V164L215 165H212V164L209 165L208 164L209 166H215L214 167L215 168L214 170H213L212 167H209L208 165L206 166V167H209V172L207 171L206 179H205V181L203 183H205L206 181L208 182V179L210 180L211 178L212 179L214 178L213 179L214 182L212 180L209 181V182L210 183L212 182V183L215 184V186L217 187V189H218V191H219V193L221 195V197H220L221 198V201L223 202V205H222V203L220 201V206L222 205V207H220L221 208V211H220V214H219V215L222 214L221 216H223V218H221V216H219V218H221L220 221H222V219L223 220L226 219V221H224L225 223L223 221L220 223V221L218 220L219 223L216 224L217 226L220 225V224L222 225V223H223V225L224 224L225 225L224 226L223 225L222 226L220 225L219 227H221V228H219V227L216 226V228L218 229V231H216V234L219 235L218 232L221 231L220 233H222V235H224V236L226 235V236L225 237L221 236L220 239H219L218 238L219 236L217 235V238H218L217 240L214 237V239L216 240V241H214L215 243L212 241V239L210 237L208 239V241H206L207 244H205V245L207 246V245L210 244L211 246L206 247L207 250L204 253V257H200V260H202L203 258H205V259L202 260V262L203 263L204 262L205 263H208L207 261H210V260L213 259L214 261H213L212 264H264V147H263L264 146V126H263V124H264V68H257V69L248 70V71H244V72H238V73H234V74H227V75L222 76L221 78H219L216 82H213V85H212ZM84 89H82V90L85 91ZM28 90L25 91L26 94H27ZM31 91H32V89L28 93L29 94L28 95V97H29L28 98V101H31L30 96L33 98L34 94L36 96V94L39 92V91H37V93H36L35 91H32V92ZM81 91L78 92L77 95H80V94L82 95V93H84V92H81ZM25 92H23L21 94V96L22 95H25ZM48 93H49V97H48V95L45 94L42 97L43 102H41L40 104H36V105L33 106L35 109L33 107H29L28 108L29 110L27 112H30L31 111V112H34V113H31L30 112L29 114L20 115L17 118H15L16 119V122H15V124H12L13 126L11 127V130H10L9 133L6 132L5 130H4L5 132L2 131V129H4V128H0V131L4 132V133L0 132V214H3L4 215L5 212H7V210L9 212L11 210V213H12V214L10 213L11 216L13 215L14 218H18L20 220H23V221H18L17 219L15 220L13 218V216H12L13 223L11 224V231L8 233L7 228H5L2 225L1 219H0V264H75V260L74 259L67 258L65 256L63 257L62 251L59 250L60 247L61 248L62 247H65L67 249L68 248L74 249L73 248L74 247V245H73L74 242L71 241V239H70L71 236L68 237V235H70V233H71L70 231H73V229L72 230L71 229L64 230L66 224H63L62 223L61 225H64V226H60L59 225L60 224V221H55L56 224L54 222H53L54 223L53 224L52 223V220L54 221V219L57 217V215H59V212H57V209L56 208H59L60 207L59 209L62 210L63 207H66L67 206V204H68L69 201H72L71 202L72 205L75 204L76 201L78 202L80 199L79 200L78 199L76 200V195L78 194L77 196L80 198V196L83 195V192H84L83 189H85V188L84 187H81V185H80L78 188L76 187V189L74 190V192H71V188H70V191H68L67 189H69V188H67V187L69 185H67V183H65L64 180L62 182L60 181V182H57V183L53 184L52 187H54V188H52L51 185H50L48 187V189H40L42 187L39 186V185H36L38 183L36 182V184H35V181H34L33 178L30 179V180L28 179V181H32V182H29L30 184L28 182H24L23 180L25 178H23V180L21 179V176L23 177V175L21 174V172L24 173V174H27V173L30 172V169H31V164L30 163L32 162L31 160L28 163V165H26L27 167H25L27 170L24 168L25 170L22 171V169H23V165L25 164L24 163V159L31 152V148L32 147H35V150L33 151V153H36L37 155H38L39 151H42L43 154L41 153V154L38 155L39 157L37 156V160H39V162L45 161V160L42 159V156H44V152H43L44 150H45V153L46 154L51 153V150L54 151V153H55L54 155L55 156H57V154H58V157L59 156L61 157V158L59 157V159H61L60 161H61L62 164H64L63 165L64 167L65 166L68 167V166H70L71 164H73L75 162H76V164L73 165L74 167H76V165L81 164L82 163V158H81L82 156L80 154H78V153H79L80 150H82V145L87 144L86 146L89 147V145L91 144L89 142H92L93 146H96V145H94L95 142H98V144H101L102 143V141L100 139H102L104 142L107 140L105 143L103 142L102 145L104 144V145L107 146V144L110 143L109 146L106 148V150L107 151L108 150L110 151V149L112 150V147H110V145H111L110 138L112 137L111 132H112V129L113 128L111 130H107V131H104V132L101 131L102 133H99V134L97 133V136L95 135L96 137L94 136V138H92V140L84 138L85 141L82 139L81 141L79 140L80 141L79 142L78 139H76V138H73L74 140L73 139H70V138H64L62 140H59L57 143L56 142H51V141H44L43 138L45 136V133L51 135V133L53 132V129L56 128V126L58 127L59 130L63 129L61 127V125L64 122H67V121H65L64 118L68 114L66 112L64 113V110H62L65 107L64 105L66 103L65 104H63V103H64L65 100L67 101L68 95L61 94V93L58 94V95H55V91H50ZM85 93H87V92H85ZM89 95H90V93L88 91V96H87L88 98H90ZM55 96H58V97L60 96L62 98L61 100H63V98H64V100L61 101V103H60V101L58 102L57 98L54 99ZM51 98H52V100H51ZM88 98H86V99H88ZM171 99H173V100L171 101ZM49 100H51V101H49ZM86 102L87 101H85V104H86ZM59 103L63 107L60 106ZM192 104H191V107L188 109V111L189 110L190 111L188 112L186 110L187 111V116H188V117H184L186 119H188L190 116H192V114H193V112L195 110V107H194L195 105L194 104L192 105ZM31 108H32V110H31ZM102 110L101 109L99 110L100 113H101V111L102 112L109 111V109H102ZM104 110H106V111H104ZM191 110L193 112H191ZM0 113H2L3 115L6 114L5 112H3V110H0ZM19 113L21 114L23 112H19ZM3 115L2 116L0 115V125L1 126L3 125L4 122H6V120L7 121L9 120V118H7L8 115L6 116V119H5V116H3ZM70 115H71V113L68 114V116H70ZM130 115H127L128 117L130 116L129 118L126 116V118L123 117L121 119L124 120L125 122L128 121L130 118L133 119L132 117H134V115L131 114V113H130ZM8 117H10V116H8ZM125 119H128V120H125ZM182 120H184V119H182ZM55 121H57L56 124H55ZM209 121H211V124H210ZM1 122H2V124H1ZM60 122H63V123H60ZM9 124L11 125V123H9ZM145 124H146L145 127L148 130V132H149V129L147 128L148 127L147 121L146 122L144 121V125ZM207 124L210 125V127H208ZM59 127H61V129ZM211 127H213V128L211 129ZM128 130L131 131V127L128 128ZM206 130L207 131H211L210 133L213 134V135L212 134L211 135L213 137H217L216 140L217 139L218 140L217 141L214 140L215 138L212 139V137L209 136L210 134H208L209 132H205ZM259 130H262V131L260 132ZM255 131H259V132L257 133ZM231 132H232V135L235 136V137H233V136L231 137V135H230ZM233 132L236 135H234ZM261 133L263 134V136H262ZM127 134H128V137L133 136V137H131V139L133 138V140H131L129 138L127 140H130L134 144H136V143L137 144L134 145L132 143L133 144L132 147L134 148V150H133L132 147L129 148V146L128 147H122V148H120V146H121L120 145L119 146L120 149L118 148L119 149V152L120 151L122 152V153H120V155L121 154L124 155L125 153L129 154L131 151H132L131 153H133V151H134L133 155L137 159L134 158V156H133V158H134V160L132 161L133 168H134V164H135V168L137 170H139L142 167L145 171L146 170L147 171L145 173L142 170L143 171L142 172V171H140L142 169L141 168L139 171H140V173L142 172L141 173L142 175L141 174L139 175V173H138L139 171L137 172L135 168L134 169L132 168V171L134 170L133 173L136 172L135 174L138 175V178L136 176V179L134 181L132 180V183L128 182V186L124 188V191H126V192L123 191V189L120 187L119 184H117V185H114V184L111 185V183H110L109 185H111L112 187L114 186V188H112L111 186H109L111 188V190L109 188L110 191L108 189H107L108 191L106 190L107 194H110V195H107L106 192H104V193L106 194V196L110 197V199L107 200L108 203H110V204L112 202H115L116 200L118 202V199H119V202H120L122 200V198H123V197L120 196V195H122V193H123V195H127L128 194L130 196H134V197H129V199L130 198L132 199L128 203L129 206L126 205V207H125L126 209H122L120 211V212H122L121 215L123 214V216H125V215H128L129 216L130 213H132L131 215L133 216V213H135V212H132V210L135 207L137 208L140 205L142 206L143 204H144V206L146 204H148L147 206H149L148 199H144L143 196H142L143 194H141V195L139 194V193H141V191H142V193L144 191L145 198H149L151 192H152L151 193L152 195L150 197L153 196L155 198V195H159V196H156L157 199L155 198V201L157 200V202L154 201V203L155 204L157 203L158 205L160 204L158 198L160 197V195H162L164 193V191L166 189H168V187L170 185V178H168V177L170 175H169V172L167 171V168L165 166L164 158L162 157V155L159 152V150L156 148L154 140L153 139L151 140V137H149L150 139L146 138L144 140L145 141V143H144L143 142V139L141 140V139L136 138L134 136V133L131 134L130 132L129 133L126 132L125 135H127ZM204 134H205V136H204ZM220 134H222V135H220ZM228 135H229V137H231V141H229L230 138L228 137ZM259 136H260V138H259ZM210 137H211V139L213 141L212 142L213 148H214V144H215V147H216V144L219 143V146L217 145L218 149H216L217 148L216 147L215 150H218L219 152H222L223 150H225V153H226V155L228 157H226L224 155V153H222L226 158H223L224 156L222 155V159H221L220 158L221 155L218 153V151H215L214 152V153H217V154H214L211 151V150H213V148H211L212 147V144L209 143V141L211 142ZM221 137H222L223 141H222ZM199 138H201L200 139L201 144H200V142H198V143H196L198 145L197 146V145H195V142L199 141ZM208 138H209V140H208ZM234 138H235L236 142H235ZM135 140H136V142H135ZM192 140H193V142H192ZM204 140H205V142H204ZM76 141H77V145L78 146L75 145L76 144L75 143ZM139 141H142L145 145H143L142 142H140L141 143V145H140ZM147 141L149 143V146H151L152 148L151 147H148V144L146 143ZM190 141L194 145H192V143H190ZM207 141H208V143L210 145L209 147H207V145H208ZM233 141L235 142V144L237 146H235V144H234ZM215 142H218V143H215ZM230 142H232L234 145L232 143H230ZM80 143H82V144H80ZM95 144H97V143H95ZM202 144H203V146H202ZM204 145H206V146H204ZM84 146H83V149H84ZM190 146H192V147H190ZM226 146H229L230 148L229 147H226ZM87 147H85V148H87ZM232 147H236V148L238 147V149H235L234 148L232 150L231 149ZM199 148H204L203 149V152L204 153H202V151L199 152L201 150ZM210 148H211V150H210ZM220 148H222L223 150L220 149ZM147 149H149L152 152H150L149 150L147 151ZM193 149H195V150H198L199 149L198 152L200 153V155H199V153L196 155L197 151H193ZM220 150H222V151H220ZM234 150L235 151L237 150L236 151L237 153L234 152ZM238 150H240V151H242V150L244 151L245 150L246 152L245 151H244V153H243V151L242 152H240V151L238 152ZM35 151H38V152H35ZM58 151H60V153H62V151H63L62 154H64V155L61 156V154H59ZM207 151H210V152L208 153ZM231 151H232V153H231ZM72 152H73V155L71 154ZM205 152H207L208 155ZM211 152L214 155H216L217 157L220 155L219 158H217L216 156L212 157L213 154H211ZM233 152L235 153V155H237V157L236 156L234 157ZM151 153H153V154H151ZM238 153L240 155L242 154L244 157L242 155L240 156ZM65 154L66 155L69 154V155L66 156ZM76 154H77V156H76ZM184 154L185 155L187 154V155L185 156ZM203 154H204V158H205V155H207V157H209V154H211L210 157H209L210 160L209 159L208 160H205L207 157L205 159H203ZM250 154H251V156H250ZM153 155H154V157H153ZM188 155L192 156V159L189 158ZM194 155H196V157H193ZM79 156H80V158H78ZM155 156H156V158L157 157L158 158L156 159ZM229 156H232V158L230 157V159H229ZM239 156L242 157V158H240ZM47 157H49V156H47ZM215 157H216V159H214ZM186 158L188 160L190 159L191 161L190 160L189 161L186 160ZM194 158L195 159L198 158V159H196L197 161ZM93 159H96L97 160V161L96 160H93V161L90 160L92 163H95L94 165H101L100 162L102 160H103L102 163L103 162L104 163H107L106 160L100 159L99 157H98V159L96 157L95 158L93 157ZM201 159H203L204 161H202ZM211 159H213V160L211 161ZM238 159H241V160L238 161ZM245 159H247V161ZM198 160H200V163L198 162ZM234 160L235 161L237 160L238 162L237 161L235 162ZM77 161L80 162V163H77ZM94 161L99 162V163H96ZM146 161H148V163ZM240 161H242V162H240ZM249 161L251 162V165L249 164L250 163ZM201 162H204V163H201ZM243 164H245V165L247 164L246 165V170L248 172L247 171L244 172L245 168H243V167H245V165H243ZM237 165L239 166V169H238V166ZM154 166H157V168L154 167ZM130 167H132V166H130ZM160 167H161V169H159ZM247 167H248V169H247ZM154 168H156V171L157 172L154 170ZM224 168H225V170H224ZM216 169H217V171H216ZM237 169H238V172L236 171ZM159 170H162V171H159ZM218 171H220V172L222 171L223 172V176ZM153 172H155V173H153ZM158 172H161V173H158ZM188 172L185 174L186 176H187ZM215 172H217V174L219 173V175L222 176V178L219 177L218 179H216L218 177V175L216 174V176H215L216 178H215L214 177ZM211 173L212 174L214 173V174L212 175ZM135 174H133L132 176L135 177ZM155 174H158L159 176L156 175V177H155ZM211 176H213V177H211ZM224 178H225L226 181L224 180ZM215 180L216 181L218 180L220 182H215ZM222 180L225 181L224 183H226L228 185V187H231V188H227V185L226 184H224V186H222L223 185V183L221 182ZM19 181H21V183ZM140 181L141 182L144 181L143 182L144 185ZM229 181H231V182H229ZM33 182H34V184H33ZM207 182L205 183V186H207L208 184H210V183H207ZM19 183L22 184V186L20 185V188L17 187L19 185ZM24 183L25 184H28V186L27 185L25 186ZM135 183H136V185L138 183L137 187H136ZM220 183H222V185ZM129 184H131V185H129ZM147 184L151 186V187H149L151 189V192L150 193L148 192V190H146V189H149ZM15 186H16V188H15ZM132 186L133 187H136V188H134V189H136L135 191H134V189H133ZM142 186H144V188ZM220 186L223 187V188H225L227 190L226 191L227 192L226 195L223 194V198H224L223 200H222V191L225 192V189L221 188ZM24 187H26V188H24ZM115 187H116V189H115ZM118 187H120V188H118ZM138 187H140L141 189L138 188ZM218 187H220V188H218ZM98 188L97 189L100 190V187H98ZM142 188H143V190H142ZM198 188H201V187H197V189ZM15 189H17V191ZM80 189L82 190V193H81ZM120 189L122 191L121 192H118V191H120ZM131 189H133L134 192H136V191L139 192V193H137V192L136 193H137V195H139V197L142 196L140 198L141 200L138 199L139 197H136L137 195L134 192L131 191L132 194L130 193V190ZM56 190H58L60 194L58 193V191L56 192ZM87 190L89 191V189L86 188V191ZM64 191H65V193H64ZM86 191L84 192V195L85 194H90V192H91V191H89V192L86 193ZM94 191H95V189H94ZM153 191H154V193H153ZM68 192L69 193L71 192V193L69 194ZM95 193H97L98 195L100 194L99 192H97V190H96V192L93 193V189H92V194H95ZM117 193H119V194H117ZM79 194H80V196H79ZM88 196L87 197H86V195L85 196H82L81 199H83V200L80 201V202H83L84 200H85V202L87 200L89 201V199H90L89 197H91V196H89V197ZM97 196L95 194L94 195L95 198L94 197L93 198L96 199ZM111 196L112 197L115 196L114 197L115 199L113 198L114 199L113 200ZM73 197H74V199H73ZM133 198H135V199H133ZM136 198H137V200H136ZM220 198H219V200H220ZM94 199H91V200L94 201ZM98 199H100V201H101V200H103V197L101 198V197L98 196L97 197V200ZM150 199L151 198H149V202H150ZM133 200H134V202L138 201L137 203H139V200H140V202L141 201L142 202L143 201L145 202V200H146L147 203L145 202L146 203L145 204L144 202L143 203L141 202L137 206L136 203L133 204ZM88 201L86 203H88ZM100 201L99 200L98 201L95 200V202H94L95 204L92 203L94 205L93 207H96L95 206V205H97L96 202H100ZM107 201H105V202H107ZM110 201H112V202H110ZM117 202H115L114 204H116ZM89 203L91 204V201H89ZM108 203H106L107 204V207L110 205ZM154 203L150 202V204H154ZM85 204H84V206H85ZM101 204L102 203H98V206L100 207ZM131 204H133V206L134 205L135 206L133 207ZM157 204H156L155 207L151 205V209H153L154 212H157V210H158V207L159 206ZM69 205H70V202H69ZM119 205H120V203H119ZM119 205L117 203L115 206H118L119 207ZM130 205H131V207H130ZM9 206H10V210L8 209ZM87 206H90V205H87ZM102 206H103V204L101 205V207ZM144 206L142 208H144ZM147 206H145V207L147 208ZM149 208H150V206H149ZM87 209H91V207H88ZM115 209H116V207H115ZM55 210H56L57 214H55ZM124 210L126 212L128 211L129 214L126 213ZM96 211H98V210H96ZM98 212H97V214H95V216H99ZM123 212H125L126 214L123 213ZM101 214L102 213H100V216H101ZM53 216H55V217H53ZM102 216H103V214H102ZM123 216H121V218ZM128 216H126V217H128ZM23 217H25V218H23ZM96 218H99L100 219V217H96ZM109 218H110V216H109ZM111 218H112V215H111ZM228 218H229V220H228ZM99 219L97 221H100ZM118 219L120 221V218H118ZM125 219L127 220V218H125ZM41 220L44 221L43 224H42ZM45 220L48 221V223L45 224ZM49 220H51V221L49 222ZM129 221H132V220H129ZM18 222H22L23 225H21L22 223L18 224ZM108 222H109V220H108ZM108 222H107V224L105 226H103V227L100 226L99 229H101V230L103 229V231H105L106 229H108V227H111V226H113V227L112 228H109V229L112 230L113 228H115L114 225H112L109 222L111 224V226H110L108 224ZM121 222H122V220H121ZM121 222H120V224H121ZM49 223H51V225L52 224L53 225L52 226L51 225H48ZM228 223H230V225H228ZM57 224L60 227H58ZM46 225H48V226H46ZM146 225H147V223H146ZM61 227H63L64 232L62 230H60ZM117 227L118 226H116L115 231L113 230L111 232V230H109L111 233L107 232L108 230H106L105 232H107V236L108 237H109V235L112 236L113 235L112 233L115 234L117 231L119 232L118 234H120V231H119L120 229H118ZM144 227H145V228H143L144 229V232L145 231L147 232V230L149 231L148 226H144ZM67 228H69L68 225H67ZM116 229H117V231H116ZM58 230H59V232L62 231V232H60V234L61 233H63V234L60 235L59 232H57ZM211 231H212V229L209 230V232H211ZM226 232L229 233V235ZM223 233H225V234H223ZM56 234L59 235V236H57ZM72 234H74V233H72ZM146 234H147V237H148V235H150L148 232ZM146 234L140 235L141 236V238H140L141 240L138 241L137 244H139V245L136 244V247H135V245H133L130 242L131 243V246L133 245V247H131V248H133V249L136 248L138 252L136 251V249L133 251L130 248V246L128 245L130 243H125V244H122L121 243L122 246H121V244L120 245L117 244V246L116 245L114 246V244L117 243V240H118V243H120L119 242V238H118L119 236H118L117 239L115 240L116 242L115 241H112V240H110L111 243L108 242V243H110L109 244V247H110V245H112V242L114 243L113 244L114 247L111 246V248H110L111 250L108 249L109 248V247H107L108 245L102 247V248L105 249V253L104 252H102V253H104L106 255L100 254L102 250L92 251V252H94V256L97 253H98V255H96V257H95L96 259L94 258L95 260L92 263L89 261V263L87 262L86 264H90V263L91 264H95L94 262L98 263L101 260V257L103 258V260H102L103 262L100 261V263H102V264H107V262H108V264L109 263L110 264H112V263L113 264H128L129 262L131 264H135V263H138V264H158V263H160L158 261L159 259L157 257L156 258H153L152 255H151V253H152L151 251H153V253H154V252H156L158 250V244L156 242H154L156 244V245H154V243L152 242L153 240L151 239V237H148L147 238L146 237ZM52 236H54V237L52 238ZM55 236H57V237L55 238ZM61 236H63V237L61 238ZM108 237H107V239H108ZM59 238H60V241H59ZM69 239H70V242L69 241L67 242V240H69ZM109 239H108V241H109ZM146 239H148V240L151 239V241H150V243L147 244L148 245L147 248H143L145 246L144 244H146V242L144 243V240H146ZM147 242H149V241H147ZM216 242H217V246L215 245ZM151 243L153 244V246L150 245ZM47 244L48 245L50 244L49 246H54V247L47 248V246H48ZM51 244H53V245H51ZM44 246H46V247H44ZM122 247H123V251L122 252H124V255L122 257H118V254H117L118 253V250H116L115 248H117L119 250L121 248V250H122ZM148 247H150V248H148ZM40 248L42 249L41 250L42 252H40ZM126 249H127V251H126ZM214 249H217V251H214ZM7 250L10 253L11 258H12V259L10 258L9 263H8V261L5 262L6 261L5 254H6ZM112 250H113V252H112ZM130 250H132L134 252V254H135L133 256L134 259L132 258V256H130L128 254L129 253L128 251H130ZM144 250H147V251L144 252ZM114 251H116V252H114ZM148 251H150L151 253H149ZM207 251H210V253H208ZM213 251L217 254V256H216V254ZM39 252L41 253L40 255L37 254ZM111 252L113 254L116 253V255H115V258L116 259H113L114 256H113V254H111ZM135 252H137V253H135ZM140 252H141V255L142 256L140 255ZM130 253H131V251H130ZM148 253H149V255H147ZM207 253L210 254L209 255L210 257H208L206 255ZM126 254H128V256ZM27 255H29V256H27ZM100 255H101L100 259H97V258H99ZM137 255H138L139 258L137 257ZM213 255L216 256V257H214ZM25 256L27 257V259H25ZM201 256H203V254ZM107 257L108 258H112V260L111 259L110 260L109 259H106ZM125 257H127L129 259H127ZM147 258L148 259L149 258H152V259H149L150 261H148ZM208 258H210V260H208ZM215 258H216V260H215ZM117 259H118V261H117ZM96 260H98V261H96ZM64 261H66V262L64 263ZM113 261H115L116 263L113 262ZM123 262H125V263H123ZM100 263H98V264H100Z\"/></svg>", "mask_w": 264, "mask_h": 264}]
</instances>
